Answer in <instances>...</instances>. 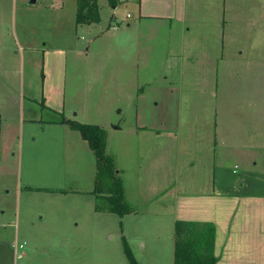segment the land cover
Wrapping results in <instances>:
<instances>
[{
    "label": "crops",
    "instance_id": "1",
    "mask_svg": "<svg viewBox=\"0 0 264 264\" xmlns=\"http://www.w3.org/2000/svg\"><path fill=\"white\" fill-rule=\"evenodd\" d=\"M192 1L202 4L205 0ZM36 2L14 5L10 12L0 7V264H20L27 255L26 233L43 222L41 211H31L34 202L42 198L55 200L67 183L76 182L82 173L91 184L84 193L88 196L87 209L99 216L107 211L95 206L94 173L98 167L88 143L68 125L42 117V100L47 109L68 119H74L78 112L69 111L65 105L64 50L48 47L25 20L17 22V13L24 17L35 14L40 8ZM185 2L139 0L136 20L146 22L141 23L147 25L144 31L155 26L150 19L179 21L184 17ZM52 3L50 6L61 9L64 6L63 0ZM116 7L115 2L111 16L114 23L107 30L118 28L125 21L115 17ZM132 23L126 20L127 28H138V23ZM85 25L91 28L95 23ZM17 26L23 31L22 40ZM212 32L211 28V36H203L209 44L196 53L199 69L195 94L184 97L181 92L176 102L180 108L182 105L181 112H186H177L170 98L158 97L151 104L163 114L137 126L138 138L146 145L155 142L157 155L147 163L143 189L147 192L156 187L160 191L167 187L161 197H168L156 200L146 195L142 200L152 210L144 213L167 215L172 226L176 220L213 223L215 264H264V55L254 54L264 41L243 55L244 49L229 52L224 48L218 24L214 38ZM72 50L73 57H78L75 53L81 49ZM237 52L243 61L236 65L233 56ZM228 58L231 62L225 63ZM173 90L169 87L168 92ZM171 139L177 144V165L170 164L164 156L171 147L161 142ZM107 214L116 216L120 239L126 240L136 258L124 221L139 212L130 207L121 215L109 211ZM153 236L160 238L157 233ZM135 242L141 253L159 254L164 250L146 235H138ZM17 244L23 247L18 248ZM166 247L168 264H173V233ZM118 252V258L123 260L125 256L130 264L124 248ZM136 260L139 264L155 261Z\"/></svg>",
    "mask_w": 264,
    "mask_h": 264
},
{
    "label": "rangeland",
    "instance_id": "2",
    "mask_svg": "<svg viewBox=\"0 0 264 264\" xmlns=\"http://www.w3.org/2000/svg\"><path fill=\"white\" fill-rule=\"evenodd\" d=\"M28 1L0 0V7L10 12L14 5ZM63 1L61 9L50 6L56 0H37L35 5L40 8L34 11L35 14L28 13L25 18L17 13V22L25 20L48 47L58 46L64 50L66 108L78 112L72 120L96 124L104 130L105 154L115 176L110 179L104 174L103 177V169L100 176L95 169V206L107 210L111 205L108 197L112 193L113 200L118 198L116 185L120 183L123 202L129 210L131 207L139 212L138 216L124 221L125 231L129 232L136 249L135 259L142 258L147 262L151 258L155 260L154 264H168L166 245L171 234L174 235L171 217L146 215L144 212L152 208H147L142 200L146 195L150 199H167V196L161 197L167 187L160 191L156 187L147 192L143 189L147 163L157 155L154 154L155 142L146 145L138 138L137 126L151 117L156 119L161 112L163 114L151 104L159 100L158 97L165 96L176 104L181 92L184 97L195 94V75L199 69L196 53L204 44H209V39L203 41V36L210 34L211 28L215 37L216 24L223 33L224 48L229 52L244 49V55L250 53L254 45L261 44L264 41V0H219V3L218 0H205L202 4L186 0L181 20L150 19L155 26L146 31L143 28L147 25L141 24L146 22L136 20L139 0H99L100 21L91 28L76 24L77 0ZM115 2V17L125 21L120 22L118 28L107 30L114 23L111 16ZM127 12L132 16L127 17ZM126 20L138 23V28H127ZM16 29L22 40L23 31L19 26ZM10 41L14 44L12 36ZM73 47L81 49L79 55L75 53L78 57H73ZM254 54L264 55V45ZM233 58L236 65L243 61L239 52ZM229 62L230 58L225 63ZM169 87L174 89L171 93ZM176 107L177 112H186H181L182 105L180 108L176 104ZM43 112V119L53 117L51 113ZM161 143L171 147V151L164 155L166 161L177 165L174 157L176 142L171 139ZM80 161L79 158L78 166ZM68 176L72 179L69 173ZM78 178L73 183L70 180L66 189L54 197L55 200L42 198L34 202L31 211L33 214L41 211L43 222L36 223L26 233L29 237L24 246L27 255L20 264H128L125 256L123 260L118 258V249L124 248V238L119 236V221L115 215L107 214L108 210L99 216L87 209L88 196L84 193L91 184L83 173ZM155 233L160 235L159 239H154ZM138 235H146L151 243L160 245L163 252L141 253L135 242Z\"/></svg>",
    "mask_w": 264,
    "mask_h": 264
},
{
    "label": "trees",
    "instance_id": "3",
    "mask_svg": "<svg viewBox=\"0 0 264 264\" xmlns=\"http://www.w3.org/2000/svg\"><path fill=\"white\" fill-rule=\"evenodd\" d=\"M75 20L76 24L98 23L100 21L98 0H77ZM41 106L43 111H48L53 115L48 120L66 124L79 132L95 155L98 175L101 176V170L103 169L105 170L102 173L103 177L104 174L109 176L110 179L115 176L110 168L109 159L105 154L104 130L99 125L68 119L62 113L47 109L43 100L41 101ZM116 186L120 196L122 192L121 185L118 183ZM119 196L120 200L117 197L115 198L116 200H113L114 195L110 193L108 198L111 200V205L107 210L121 215L129 212V208L123 202V195ZM97 209L100 210L101 208L97 206ZM214 240L215 226L213 223L176 220L174 222L173 264H215L217 257L214 254ZM123 247L130 264H139L125 239L123 240Z\"/></svg>",
    "mask_w": 264,
    "mask_h": 264
},
{
    "label": "built area",
    "instance_id": "4",
    "mask_svg": "<svg viewBox=\"0 0 264 264\" xmlns=\"http://www.w3.org/2000/svg\"><path fill=\"white\" fill-rule=\"evenodd\" d=\"M127 16H130V14L128 13ZM16 246H18V248H22L23 244H17Z\"/></svg>",
    "mask_w": 264,
    "mask_h": 264
},
{
    "label": "water",
    "instance_id": "5",
    "mask_svg": "<svg viewBox=\"0 0 264 264\" xmlns=\"http://www.w3.org/2000/svg\"><path fill=\"white\" fill-rule=\"evenodd\" d=\"M36 0H29L28 3L31 4V3H34Z\"/></svg>",
    "mask_w": 264,
    "mask_h": 264
}]
</instances>
